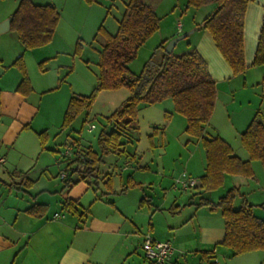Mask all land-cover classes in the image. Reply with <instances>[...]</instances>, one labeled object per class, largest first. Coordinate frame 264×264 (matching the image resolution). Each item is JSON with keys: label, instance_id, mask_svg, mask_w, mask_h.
I'll return each instance as SVG.
<instances>
[{"label": "crops", "instance_id": "0c3cea01", "mask_svg": "<svg viewBox=\"0 0 264 264\" xmlns=\"http://www.w3.org/2000/svg\"><path fill=\"white\" fill-rule=\"evenodd\" d=\"M52 3L55 5L54 2ZM263 6L264 0H250L247 5L244 26V56L246 70L241 74L234 75L232 73L231 68L216 48L207 30H199L197 35L192 37L191 41L188 42L204 57L209 72L216 82L217 94L215 105L211 118L205 125L203 136L222 137L231 145L233 153L243 160H247L249 155L241 145L240 133L246 128L257 111L260 112L264 120V104L260 101L259 106H257V104H255L256 106H254V104L249 105L247 107L248 111H242L241 114H237L238 111H241V109H238L239 106L244 104L245 100L243 99L236 104L238 108L232 106L235 102L233 95L234 89L229 90L227 83L232 78L247 74L249 68H253V72L257 71V78H255L257 83L259 84L261 81L264 88V64L260 66L252 65L258 33L262 22ZM56 8L58 9L57 6ZM249 9L252 12L250 16ZM109 12L110 10L107 11V14ZM3 19L4 18L0 17V22L3 21ZM180 28H182V24ZM196 29L197 27H194L190 33H193V31L195 33ZM8 30L11 29L9 28ZM8 30L0 33V157L4 159V161L0 163V167H4L5 171L11 174V179L9 182L1 178L0 185L4 181L5 183H11L12 180L20 182L22 180L21 175L32 180L33 184L31 187H25V185L22 184L20 189H16L17 193L20 191L27 193L29 191L32 199L20 194H14L13 186L10 187L6 196L3 197V195L0 194V264H147L142 250V242L145 236H150L156 240L168 239L171 241L173 253L167 259L166 264H180L178 254L182 255L187 252L193 253L194 258L199 260V264H227L226 261L229 262L231 259L235 260V258H232V254L228 251V248L217 245L224 234V221L220 214V210L218 208L210 209L209 206L197 207L195 205L198 198L202 195L209 197L212 201L218 199L213 200L210 197L217 189L210 193H201L202 190L199 187V178L204 173L206 164L204 149L202 154L197 151V153L193 152L187 155L184 163L185 167L181 169V171L176 173L173 169H169V172L166 173L163 167L159 168L156 166V168H152L151 165L146 163L139 164L135 161L138 153L136 151H128L124 146L128 156L123 153H113V155L125 156L124 161L121 160L118 163V166H122L123 168L122 171L116 174L118 177H116L114 175L115 173L110 171L109 168V163H117L118 160H113V158L110 160L104 159L102 164L104 169L101 170L100 167L101 176H103L104 179L111 177L114 193L108 194L106 186L100 183L98 189H101V195L91 197V199H89L90 201L88 200V205L82 204V195L84 192L89 189L95 191L94 186L87 183V185L82 188L81 193L78 192L76 196L67 197L77 202L78 213L72 214L78 218V221L69 220V223H67L66 221H62L61 218H57L58 216H53L55 213L58 214L63 210V201L59 200L60 207L58 206V209L54 208L52 210L50 199L54 197V195L50 197L47 195V192L50 194L62 192L66 190V186L69 189L73 187L74 184L66 185V181H64L65 183L63 185L56 184L55 188L42 186L38 189L39 191L37 193H31L30 190L41 178V172L47 168L45 164L38 165L39 156L42 154L43 158V153L46 152V150H58L45 144L47 149L40 150L41 153H38L39 151H37L38 146L36 143L35 148L33 147L30 150L25 147L26 144L24 140L27 138V143L28 141L31 143L35 139L39 140L37 133L47 130V128L38 130L43 126H37L35 123H37L38 115L41 113L44 104L45 92L51 91L58 86H50L48 88V86L43 85L39 86L40 89H38L28 72L27 58L25 55L27 53L33 54L38 64L44 59L56 58L59 50H56V53L50 52L48 51L50 48L48 46L52 45L55 41L57 31L54 32L52 40L48 44L26 49L22 46L16 32L13 30L11 31H13L20 46L13 45L12 47V45H8L6 42L7 39L2 37L7 34L6 32ZM97 41L100 44V47L97 49L98 51L102 44L101 37H99ZM177 45L178 41L173 50L176 49ZM8 46H10L9 49ZM19 55L23 58L27 75L33 88L29 94H22L15 90L22 77L19 69L13 65V62ZM85 61L89 62V59H85ZM61 65L62 64L59 66ZM45 70L46 68L43 65L42 71ZM42 82L43 81L40 80V84H42ZM219 84L222 85L224 92H230V97H227L223 102H221L219 98ZM240 87L241 91L246 90V77ZM262 96L264 97V95ZM246 103L249 104L248 101H246ZM231 111H233V113H231ZM58 133H56L55 136ZM68 135H70V133ZM47 139H49V135ZM137 139H139L138 136ZM189 141L202 146L200 138L192 136L191 139H187L186 142L188 143ZM129 142L131 143L132 140H129ZM154 147H156L155 143ZM32 158L34 159L33 164H31L33 161ZM69 158V156H64L56 160L60 163L59 166L65 167ZM124 163L127 165L126 167L123 166ZM7 164L8 166H6ZM250 164L254 173L252 177L226 174L224 182L220 187L225 186V191L230 187H237L240 198L236 201V205L238 206L242 199L245 198L248 203L253 205L254 214L263 217L264 170L261 163L259 165L255 160H251ZM9 166L10 170H8ZM130 167L137 171L143 170L148 172L151 179L146 184L149 185H146L143 181L136 180L132 175H128L125 184L123 183V185H121L124 179L123 173ZM32 168L35 170V174L39 172L36 179L30 178V170ZM59 170L61 172L63 171L61 168H59ZM182 171H185L189 176L195 179V181L196 178L198 179L196 181V186L193 187L195 191L192 195L186 197V202L182 205L176 203V198H174L170 204L169 201H167L166 204L160 206V208L156 206L152 209L150 206L146 205V203L152 204L151 198H148L146 195L138 198L140 196L139 191L137 195L132 198L127 196L130 189H142L143 187L150 186L151 189L154 190L156 185H159L160 188L162 187L165 194L171 189L175 191H187L189 188L182 189L175 183L176 178ZM13 172L20 173V175H14ZM152 174L154 178H152ZM74 177L73 179L70 175L68 176L72 181L78 180L79 176L75 175ZM117 178L121 186L119 189L115 188V180ZM128 178L139 185L122 190L127 185ZM105 195H108L107 198ZM33 204H44L46 205V209L41 214L27 213L25 210ZM185 205H187V208L190 210L193 209V213L184 220L174 221V218L177 216L174 214H178L181 206ZM62 215L64 214L62 213ZM193 222H195V226L190 225L193 224ZM62 226H65L67 230L71 229L73 235L65 244L64 249L59 243L61 235L60 227ZM56 245H59L57 253L54 251ZM45 248L50 250L51 259H47V256L45 257L43 253V249ZM140 251L142 254H140ZM204 251H207L208 254L203 255ZM249 254L257 255V257L264 262L263 250H253L238 255L251 259V256L254 255L250 256Z\"/></svg>", "mask_w": 264, "mask_h": 264}, {"label": "trees", "instance_id": "16d2710c", "mask_svg": "<svg viewBox=\"0 0 264 264\" xmlns=\"http://www.w3.org/2000/svg\"><path fill=\"white\" fill-rule=\"evenodd\" d=\"M250 0H187L186 7L199 8L209 5V12L202 18L201 27L207 30L218 51L231 68L234 75L246 70L244 56L245 13ZM87 4L99 3L100 0H84ZM108 3V2H107ZM109 7V6H108ZM10 29L26 49L48 44L54 35L60 19V13L53 3H34L33 0H18L12 12ZM160 17L154 8L139 0H126L121 17L117 21L116 31L111 33L101 23L93 40L101 37L102 44L98 50V81L89 94H72L68 100L60 130L69 127L73 120L83 111L92 106L97 93L101 90L127 88L130 91L126 100L105 117V125L98 134V149L88 146L84 151H74L62 172L66 185L78 181H86L98 189L100 183L106 186L107 193L112 194V179L101 176L100 167L105 156L123 153L128 156L124 146V134L134 136L137 129V114L140 106L155 104L171 99L175 112L186 119L184 132L189 136L201 139L205 153V171L199 178L201 193H210L218 189L224 182L226 174L252 177L251 160H258L264 170V120L257 111L246 128L240 133V142L247 151L249 158L241 159L233 153L231 145L220 136L204 137L205 125L211 118L216 100V82L211 76L204 57L195 47L181 53H168L160 44L161 54L158 59L152 52L138 73L129 68V63L137 55L138 49L158 30ZM82 44L78 41L74 53L80 54ZM47 59L39 62L42 69ZM264 64V6L262 22L258 33L256 50L252 60L253 66ZM13 65L21 72V80L16 91L29 94L33 88L27 75L25 63L19 55ZM164 116L170 117L165 111ZM159 131L153 126L149 135L150 147H154L153 136ZM60 132V131H59ZM45 147L48 138L46 130L37 133ZM136 136V135H135ZM77 141V139H76ZM71 147V145H69ZM73 147V145H72ZM70 173H77L78 180L68 178ZM14 175L20 173L13 172ZM22 180L2 184L20 189L22 184L31 187L33 181L21 175ZM1 182V180H0ZM139 185L128 178L127 185L122 189ZM196 186V184L194 185ZM193 186V187H194ZM106 193V194H107ZM239 195L237 187L228 188L224 194L212 201L204 195L195 203L197 207L209 206L218 208L224 221V234L217 245L231 250L238 255L253 250L264 251V216L259 217L253 212V205L245 198L238 206L234 205ZM62 208L78 213L77 202L67 198ZM46 205L33 204L25 211L29 214H41ZM203 255L208 252L204 251ZM214 264V263H209Z\"/></svg>", "mask_w": 264, "mask_h": 264}, {"label": "rangeland", "instance_id": "374dc122", "mask_svg": "<svg viewBox=\"0 0 264 264\" xmlns=\"http://www.w3.org/2000/svg\"><path fill=\"white\" fill-rule=\"evenodd\" d=\"M125 1L126 0H100L99 3L87 4L84 2V0H33L34 3L54 2L61 15L55 29V31H57L55 41L52 45L48 46L50 47L48 51L56 53V50H59V52L56 58H47L44 63L46 70L42 71V69L39 67V64L35 61V56L33 54L27 53L25 55L27 58L28 72L30 73L31 78L34 80V83L38 89H40L39 86L43 85L48 86V88L50 86H58L51 91L45 92L44 104L41 109V113L38 115L37 123H35L37 126H43L38 130L47 128L46 132L49 135V139L46 140L45 144L56 148L58 151L46 150V152L43 153V158L42 154L39 156L38 165L45 164L47 165V168L41 172L40 180L30 190V192L33 194L37 193L39 191L38 189L42 186L55 188L56 184L63 185L65 183L61 179V171L59 170V168L63 170L64 166H59L60 163H58L56 159L59 157L62 158L64 156L73 158L75 156V150L81 152L84 151L88 146L98 149V134L101 128H103L105 125V117L115 108L120 106L130 94V91L123 87L116 90L99 91L90 109L88 111L81 112L73 120L69 127L60 130V125L69 96L72 94H89L92 88L97 84V49L100 47V44L97 41L99 37H97V39L94 41L93 36L96 33L98 26L103 23L109 32H114L117 27V21L123 12ZM139 1L150 4L154 8L156 14L160 17V21L158 30L138 49L137 55L128 65L129 68L135 73H138L141 70L142 65L150 57L152 52L155 53V57L158 59L159 55L161 54V43H164L165 41L168 43L173 37L187 34L184 38L178 40V45L174 50V53H181L187 48L193 47V45L188 42L191 41L192 37L197 35L199 30L205 31L201 27V21L211 9L209 8V5L201 6L199 8H187V0ZM17 4L18 0H0V17L4 19L9 17L15 10ZM108 10H110V12L107 14ZM250 13L252 12L249 9V16ZM179 21L182 24V28L178 27ZM194 27H197L195 33L194 31L193 33H190ZM6 33L7 34L5 36L3 35L2 37L7 39L6 42L8 45H12V47L13 45L20 46L13 31L8 30ZM76 41H79L82 44L80 54L74 53ZM167 43L164 45V50ZM9 48L10 46H8V49ZM85 59H89V62H86ZM60 64L62 65L59 66ZM253 71V68H249L247 74L232 78L227 83L229 90L234 89L233 95L235 102L232 106H236V104L243 99L245 100V103L241 104L239 108L236 106L238 109H241V111H238L237 114H241L242 111H248L247 107L249 105L254 104V106H256L255 104H257V106H259L260 101H262L264 104V97L262 96L264 95L263 84L261 81L259 84L257 83L255 79L257 78V71ZM245 77L247 88L246 90L241 91L240 86ZM40 80L43 81L42 84H40ZM218 93L221 102L225 101L227 97H230V92H224L221 84L218 85ZM246 101H248L249 104H247ZM165 111L170 112V117L166 118L164 116ZM231 113H233V111H231ZM92 124L94 125V128L90 129ZM136 125L137 129L134 133L136 136H130L132 142L130 143L127 141V134H124L123 140L125 141L126 139L125 147L128 151H136L138 153L135 161L139 164L146 163L151 165L152 168H156V166L159 168L163 167L165 168L166 173L169 172V169H173L174 172L177 173L185 167L184 163L187 155H190L193 152L197 153V151L198 153L200 152V154L203 153V148L201 145H196L192 141H189L188 143L186 142L187 139H191L192 137L184 132L186 119L183 115L174 111L172 100L169 98L155 104L140 106L138 109ZM153 126H157L159 131L152 138L153 142L156 144V147L150 148L149 135L152 133ZM56 133L58 134L55 136ZM69 133L70 135H68ZM137 136L139 139H137ZM24 143L26 144L25 147L30 150L33 147L35 148L36 143L38 146V153H41L40 150H45L42 149L41 142L38 139H35L31 143L28 141L27 143V138H25ZM69 145H71V152L68 154L65 153V150ZM111 158H113V160H118L117 163H109L110 171L114 172V175L118 177L116 174H118L119 171H122L123 169L122 166H118V163L121 160L124 161L125 156L109 154L105 156L104 159L110 160ZM255 161L260 165L258 160ZM33 163L34 159L31 164ZM6 166H8V164ZM123 166L126 167L127 165L124 163ZM102 169H104L103 165L101 166V170ZM8 170H10V166L8 167ZM38 173L35 174V170L32 168L30 170V178L36 179ZM123 174L124 179L121 185H123V183L125 184L126 177L128 175L134 176L136 180L143 181L145 184L151 179V176L148 172L143 170L137 171L131 167L128 168L127 171H124ZM75 175H77V173H70V177L73 179L75 178ZM1 178L9 182L11 179V174L5 171L4 167H0V179ZM152 178H154L153 174ZM197 180L198 179L196 178V181ZM85 185H87V182L81 180L80 182L75 183L73 187L69 189L66 186V190L62 192H56L55 194H50L47 192V195L50 197L54 195V197L50 199L52 207L51 209H58V206L60 207L59 200L64 201L67 197L76 196L78 192L81 193L82 188ZM120 187L119 179L117 178L115 180V188L119 189ZM225 188V186L219 187L211 194L210 197L213 200H216L225 192ZM0 189V194L4 197L8 194L10 187L9 185L1 184ZM94 190L95 191H93V189H89L88 191L84 192L82 195V204L84 203L88 205V202L90 201L89 199H91V197L101 195V189ZM188 190L175 191L174 189H171L167 194H165L162 187L160 188L159 185H156L154 190L151 189L150 186L143 187L142 189H130L127 196L132 198L136 196L137 192L139 191L140 196L138 198L141 196L144 197L145 195L148 196V198H151L152 204L146 203V205L153 209L156 206L160 208V206L166 204L167 201H169L170 204L174 198H176V203L182 205L184 202H186V197L188 195H192L195 191L193 187L189 188ZM13 192L14 194H20L32 199L29 191L27 193L24 191L17 193L16 189L14 188ZM105 196L107 198L108 195ZM239 198L240 195H237L235 199V206H237L236 201H238ZM187 207V205L181 206L180 212L178 214H174L175 216L179 215L178 218L177 216L174 218V221L184 220L187 216H190V214L193 213V209L190 210ZM62 213L64 215H62ZM57 218H61L62 221H66L67 223H69V220L78 221V218L73 215L72 212L65 209L58 213ZM190 225L195 226V222ZM60 233L61 235L59 243L64 249L65 244L72 238L73 235L71 229L67 230L65 226L60 227ZM58 247L59 245H56V249L54 250L56 253ZM228 251L231 252V250ZM43 253L45 257L47 256V259H51L49 249H43ZM140 254H142L141 251ZM249 255L254 256H251V259H247L245 256L232 254V258H235V260L231 259L229 262H226L227 264H264V262L259 259L257 255ZM178 257L180 259V264H199V260L194 258L193 253L187 252L186 254L182 255L178 254Z\"/></svg>", "mask_w": 264, "mask_h": 264}, {"label": "built area", "instance_id": "2783aa9c", "mask_svg": "<svg viewBox=\"0 0 264 264\" xmlns=\"http://www.w3.org/2000/svg\"><path fill=\"white\" fill-rule=\"evenodd\" d=\"M178 27H181L180 22H178ZM94 128L92 124L90 129ZM71 147L68 146L65 150V153L71 152ZM4 159L0 157V163H2ZM61 178L65 176V172L60 173ZM175 183L182 189L193 187L196 184L195 179L189 176L185 171H182L180 175L176 178ZM57 217L58 214L55 213L53 215ZM142 250L145 260L147 264H166L167 259L173 253V247L171 241L166 240H156L151 238L150 236H145L142 242Z\"/></svg>", "mask_w": 264, "mask_h": 264}, {"label": "water", "instance_id": "95a60500", "mask_svg": "<svg viewBox=\"0 0 264 264\" xmlns=\"http://www.w3.org/2000/svg\"><path fill=\"white\" fill-rule=\"evenodd\" d=\"M12 20V15H10L8 18L4 19L3 21L0 22V33L4 32L5 30H8L10 28V22ZM187 34L180 35L173 37L172 39L169 40L165 47V51L168 53H171L173 51V48L175 44L177 43L178 40L184 38Z\"/></svg>", "mask_w": 264, "mask_h": 264}]
</instances>
